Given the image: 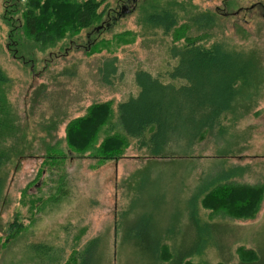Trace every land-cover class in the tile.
Masks as SVG:
<instances>
[{
  "label": "rangeland",
  "instance_id": "rangeland-1",
  "mask_svg": "<svg viewBox=\"0 0 264 264\" xmlns=\"http://www.w3.org/2000/svg\"><path fill=\"white\" fill-rule=\"evenodd\" d=\"M154 1L159 7L164 2L175 5L180 17L192 13L180 19L178 27L185 22L187 27L175 43L171 35L147 26L141 10L149 1L110 0L111 11L102 24L52 46L23 51L28 54L18 52L8 38L16 21L9 15L11 0H0V69L10 80L3 87L17 118L22 157L10 163L0 201V264H37L39 255H45L32 252L30 245L35 244L54 247L49 257L56 261L42 264H73L74 258L75 264H82V256L74 254L83 253L96 238H101L96 252L102 254V264H147L146 255L143 261L136 257L140 249L124 242L129 223L145 225L139 236L147 245L162 237L163 261L170 263L169 252L176 247L192 252L200 245L190 209L202 222L218 225L210 228L212 241L202 242L190 264H237L242 258L253 259L249 251L254 247L264 253V196L258 212L250 215V209L240 219L212 217L217 206L202 207V199L190 201L198 187L221 175L225 182L264 185V0ZM196 13L202 14L201 22H208L201 29L184 21ZM183 33L190 42L201 35L204 46L260 54L263 75L256 104L231 125L225 139L216 144L206 138L199 149H176L175 157L157 161L134 139L118 161L97 162L70 151L67 124L85 116L91 106L109 101L115 103L116 119V105L139 94L135 70L154 74L172 68L177 62L168 48L183 46ZM119 38L125 39L121 47ZM103 44L105 50L98 52ZM113 59L117 71L105 82L104 65ZM53 156L59 157L51 160ZM171 222L174 231L167 236L164 230ZM217 242L225 248L217 249ZM92 257L86 256V264Z\"/></svg>",
  "mask_w": 264,
  "mask_h": 264
},
{
  "label": "trees",
  "instance_id": "trees-1",
  "mask_svg": "<svg viewBox=\"0 0 264 264\" xmlns=\"http://www.w3.org/2000/svg\"><path fill=\"white\" fill-rule=\"evenodd\" d=\"M109 1L25 0L21 3L19 0L18 3L16 0H11L9 15L14 16L16 22L11 24L12 31L8 38L15 44L18 52L52 46L67 36H75L82 30L102 24L103 17L111 11ZM146 1L149 2L144 3L141 12L142 16H145L147 26L171 35L175 43L181 30L183 29L184 32L187 27V22L181 28L178 27L180 19L192 13L189 11L184 14L185 16L180 17L175 5L164 2V5L159 7L154 0ZM201 20L202 14L196 13L184 21H189L197 29H201L208 24L207 21L201 22ZM19 21H22V25ZM182 35L186 41L183 46L171 45L168 48L169 57L177 62L172 68L162 69L154 74L140 69L135 70V81L140 88L139 94L116 105V119L112 120L115 103L109 101L91 106L85 116L77 117L67 124L65 141L70 151L73 150L78 158H91L97 162L118 161L125 157L134 139L135 145L148 149L150 159L157 161L175 157L172 151L175 152L176 149L195 150L206 138L216 144L225 139L228 131L231 130V125L249 113L256 104L258 86L262 82L261 75H263L260 54L258 55L254 50L226 52L220 45L204 46L201 35L198 40L195 37L192 42L185 33ZM26 39L35 46H29ZM124 42L125 39L119 38L118 47L124 45ZM105 46L98 52L104 51ZM107 62L104 65L105 82H109V75L117 71L115 67L117 59H113L111 64ZM8 83H10L9 78L0 69V201L8 180L10 163L22 158L18 156L17 118L7 100L8 93L3 87L6 88ZM53 157L51 160L59 156ZM221 177L222 175L216 182L211 180L208 184L198 187V191L190 201L197 203L202 199V207L217 206L213 212L208 208L211 211L209 215L221 217L220 219H240L250 209V215L259 211L264 196V185H241L233 181H221L224 180L220 179ZM190 212L192 215L189 219L193 224V233L197 234V242L200 236V245L192 252L176 247L173 252H169L170 263L163 261L162 237L151 240L148 245L142 241L139 233L145 227L143 224L138 226L129 223L125 230L124 242L140 249L136 250L140 257H136L143 261L146 255L147 264H190L189 258L198 254L202 242L207 244L208 241H212L210 228L218 226L212 225L214 222L204 223L196 213H192L191 209ZM172 222L171 226L164 230L167 236L174 231ZM205 236L207 238H204ZM100 241L101 238L93 239L88 242L83 253L76 252L74 255L80 254L83 259L82 264H86L88 257L85 258L91 254L93 261L89 264H102V254L100 257L96 252ZM43 246V244L30 245L33 253L37 249L38 253L45 255H39L40 260L37 264H42V261L55 262V256L49 257L54 247L49 246L46 249ZM215 246L220 249L225 248L226 244L220 246L218 243ZM142 250L147 253L142 254ZM249 253L254 255L253 259L242 258L237 264H264V253L259 248H250ZM56 255L60 260V255ZM76 260L77 258H74L73 264ZM68 263L67 261L65 264Z\"/></svg>",
  "mask_w": 264,
  "mask_h": 264
},
{
  "label": "flooded vegetation",
  "instance_id": "flooded-vegetation-1",
  "mask_svg": "<svg viewBox=\"0 0 264 264\" xmlns=\"http://www.w3.org/2000/svg\"><path fill=\"white\" fill-rule=\"evenodd\" d=\"M128 1L135 2V1H137V0H128ZM122 9H123V11H124V10H125V7H123Z\"/></svg>",
  "mask_w": 264,
  "mask_h": 264
}]
</instances>
